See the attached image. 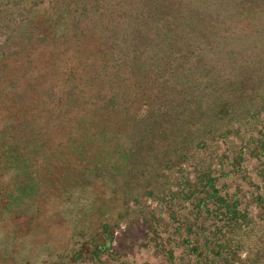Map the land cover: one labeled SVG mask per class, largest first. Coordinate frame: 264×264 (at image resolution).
I'll return each mask as SVG.
<instances>
[{
    "label": "rangeland",
    "instance_id": "374dc122",
    "mask_svg": "<svg viewBox=\"0 0 264 264\" xmlns=\"http://www.w3.org/2000/svg\"><path fill=\"white\" fill-rule=\"evenodd\" d=\"M0 264H264V0H0Z\"/></svg>",
    "mask_w": 264,
    "mask_h": 264
}]
</instances>
